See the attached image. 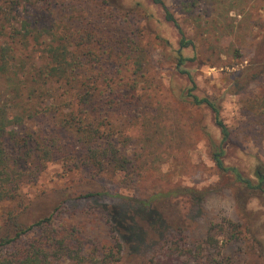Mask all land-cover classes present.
I'll use <instances>...</instances> for the list:
<instances>
[{
  "label": "rangeland",
  "instance_id": "rangeland-1",
  "mask_svg": "<svg viewBox=\"0 0 264 264\" xmlns=\"http://www.w3.org/2000/svg\"><path fill=\"white\" fill-rule=\"evenodd\" d=\"M111 1L102 5L103 0H21L19 11L25 17L28 3L45 9L49 4L53 17L63 15L83 33L100 39L88 48L103 49L104 58L119 56L103 59L96 68L84 65L77 78L84 88L95 87L96 94V87L103 91L107 82L122 89L123 97L114 96L113 90V98L100 102V111L90 114L103 123L105 135L112 132L119 151L130 160L128 167L116 170L106 164L97 172L71 161L48 162L33 182L20 186L21 207H5H15L21 222L54 213L55 225L75 228L88 242L107 245L112 238L101 205H126L147 239L156 240L160 223L153 219L149 223L144 213L129 208L123 198L193 188L202 192L197 199L178 195L173 202L157 204L168 224L174 220L182 228L183 248H200L197 258L264 264V193L246 188L230 172L215 166L211 136L220 137L218 128L211 110L185 97L192 83L182 72L190 73L197 87L194 93L220 103L221 117L233 139L225 163L236 165L243 177L256 184L252 172L259 162L264 163V136L259 138V117L251 106L259 103L256 95L264 93V0H164L192 41L182 49L179 30L165 19L160 5L151 0ZM108 34L113 40L102 44ZM178 50L186 58L181 63ZM140 52L144 62L136 67L135 56ZM4 88L0 76V102L12 104L14 111H20L15 107L23 102L37 105L33 99L26 101V96L6 95ZM25 124L41 132L57 123L40 114ZM99 190L123 198H76ZM5 207L0 206V229L6 224ZM134 251L126 247L128 264H136ZM184 260L191 264L188 257Z\"/></svg>",
  "mask_w": 264,
  "mask_h": 264
},
{
  "label": "trees",
  "instance_id": "trees-1",
  "mask_svg": "<svg viewBox=\"0 0 264 264\" xmlns=\"http://www.w3.org/2000/svg\"><path fill=\"white\" fill-rule=\"evenodd\" d=\"M107 1L103 0L101 4L113 3L111 0ZM151 1L162 7L165 19L179 30L180 48L191 45L192 41L185 37L164 0ZM27 5L28 14L21 17V0H0V76L5 83L4 90L6 95L11 93L15 99L26 96V101L33 99L37 102L35 107L29 106L27 102H23L20 107L15 105L20 111H14L10 103L0 102L2 207L9 204L21 207L23 199L19 193L20 186L33 182L45 163L71 161L76 167L81 164L84 168L98 172L104 170L106 164L116 170H125L130 162L128 156L119 151L112 132L107 131L105 135L106 129H101L103 123L95 114H90L100 111V102L104 103L106 98H113V90L114 96L123 97L124 93L120 91L122 89H114L107 82L103 91L96 87V94L95 87L84 88L77 78L84 65L90 64L96 68L101 66L103 59L111 61V56L116 55H107L104 58L106 52L103 49L88 48L100 39L96 40L93 34L83 33L67 18H63V15L53 17L49 4L47 9L35 7L34 4ZM112 40L113 36L108 34L102 44ZM178 52L181 63L186 58L179 50ZM127 56L131 58V55ZM143 62L144 55L137 53L134 60L136 67H140ZM182 72L192 83L185 97L193 105L205 106L211 110L218 128L220 137L213 139L211 136L215 166L223 172H230L246 188H259L264 193V163L259 162L253 169L256 184L243 177L236 165L225 163L228 147L233 139L230 129L221 117L220 103L194 93L197 87L190 73L184 70ZM47 99L50 101L45 104ZM255 100L259 103H254L251 108L253 111L255 109L259 117L261 139L264 136V93L259 92ZM40 114L50 117V120L55 119L56 126L40 132L25 124L27 120L35 121ZM103 119L104 117L102 121ZM60 133L65 139H61ZM254 135L258 138V134ZM104 140L107 142L104 143ZM76 154L77 159H74ZM201 193L197 189L185 187L160 191L148 197L123 198L117 193L111 195L104 190L87 191L76 197L87 200L123 198L129 201V208L135 207L144 213V218L149 223L153 219V222L158 221L162 226L158 229L159 237L156 240L147 239L143 227L138 226L135 221V215L125 210L126 205L103 204L99 210L112 238L107 245L88 242L75 228L55 225L54 213L34 221L21 222L15 207H5L6 224L0 229V264H128L126 258L124 261L126 247L137 252L136 264H190L184 260V256L189 258L191 264H231L228 258H197L200 248L184 249L180 239L182 228L174 220L168 224L158 208L160 205H157L164 200L173 202L178 195L197 199L196 194ZM149 228L154 229L152 224ZM140 233H143L141 237Z\"/></svg>",
  "mask_w": 264,
  "mask_h": 264
}]
</instances>
